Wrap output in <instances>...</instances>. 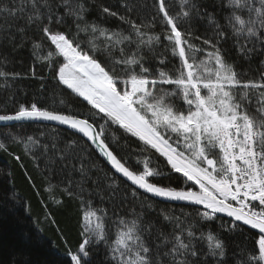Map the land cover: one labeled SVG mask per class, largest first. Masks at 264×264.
I'll list each match as a JSON object with an SVG mask.
<instances>
[{"label": "snow or ice", "instance_id": "obj_1", "mask_svg": "<svg viewBox=\"0 0 264 264\" xmlns=\"http://www.w3.org/2000/svg\"><path fill=\"white\" fill-rule=\"evenodd\" d=\"M122 7L128 13L134 8L128 0ZM152 7L155 15L151 20L137 22L130 15L101 6L105 20L111 17L120 21L121 26L110 29L87 20L85 0L0 2V16L24 21L16 29L21 42L14 47L22 48L26 30L34 27L55 52L49 50L47 56L39 57L37 50L43 48V42L33 41V55L47 61L55 69L53 78L58 84L78 98L76 107L60 101L67 111L36 102L20 104L14 114L0 115V122L49 121L67 126L79 135L65 146L61 160L75 150L78 140H83L114 173L135 186L131 192L134 198L137 190H143L167 201L202 205L204 211L197 215L203 220L218 218V213L231 218L226 228L230 233L243 226L257 230L252 249L242 247L245 258L237 264H264V72L256 79H241L231 50L225 47L231 42L238 58L264 56V0H226L224 7L230 12L224 23L199 0H179L175 15L166 0H153ZM69 19L75 24L74 34ZM194 20L206 21L203 35L195 34ZM122 25H127V30ZM81 32L86 41L79 36ZM161 47L170 55L158 57ZM97 52L106 54L107 63L98 60ZM56 56L63 62L55 61ZM157 59L163 67H152L151 62ZM6 61L7 56H3L0 65ZM260 64L264 67V60ZM20 75L0 68V78L16 79ZM253 101L255 110L250 111ZM116 133L126 138L125 144L136 138L140 151H154L166 161L164 167L170 172L150 167L147 159L142 171L132 170L114 150L120 139ZM11 139L25 142L16 135ZM26 142L38 143L32 136L26 137ZM0 150L7 151L4 143H0ZM79 171L83 177V165ZM172 173L178 174L182 186H163L150 180H170ZM115 186L114 178L109 188ZM72 187L69 180L63 191L79 198L85 207L83 240L76 252L68 253L70 264H86L89 245L100 243L107 247L109 264H229L227 245L219 235L201 232L197 236L194 224L185 227L179 217L163 213L173 230L167 234L158 230L154 243L147 239L154 225L143 222V213H136L130 222L120 218L115 239L109 242L105 210L94 209ZM46 191L51 192V188ZM98 212L103 215L98 216ZM221 227L225 228L223 222ZM202 242H206L207 251L198 246Z\"/></svg>", "mask_w": 264, "mask_h": 264}, {"label": "trees", "instance_id": "obj_2", "mask_svg": "<svg viewBox=\"0 0 264 264\" xmlns=\"http://www.w3.org/2000/svg\"><path fill=\"white\" fill-rule=\"evenodd\" d=\"M0 2L10 3V0H0ZM85 2L89 7L87 20L100 23L110 29L121 26L120 21L111 17L105 20L100 12L101 6H108L113 11H118L120 15H130L137 19V22L151 20L155 15L153 0H128L129 4L134 6L131 13L122 7L125 0H94V2L85 0ZM199 2L208 5V11L214 12L221 23L225 22L224 17L230 12V9L224 7L226 0H199ZM166 6L170 13L175 15L179 11V0H166ZM23 24L24 21L20 18L5 19L0 16V59L7 56V61L0 65V68L9 73L21 74L16 79L11 76L7 79L0 78V115L14 114L20 104L30 106L33 102L45 108L67 111L60 103L64 100L67 104L76 107L75 101L78 98L53 78L55 69L50 68L47 61L33 55V41L43 42V48L37 50L39 57L47 56L49 50L55 52L54 46H51L49 41H42V34L37 33L34 27L26 30L24 46L14 47L21 42L20 33L16 29ZM68 24L74 34L75 24L71 19L68 20ZM122 27L127 30V25ZM205 29L206 21H193L196 35H203ZM160 30L158 20L156 31ZM79 36L87 40L85 33L81 32ZM10 39L12 43H9ZM82 47L88 50L86 43H83ZM225 47L231 50V59L236 61V70L241 74V79H256L261 72H264V67L260 64L264 56L254 55L250 60L238 58L231 42ZM157 54L158 57L170 55L165 53L163 47L158 49ZM95 55L98 60L107 63L106 54L97 52ZM54 60L63 62L58 56L54 57ZM151 64L153 68L157 67L158 59L153 60ZM56 66L58 67V64ZM168 67L171 68V65L169 64ZM33 69L35 76H32ZM77 110L82 111V109ZM249 110H255L254 101L249 106ZM13 135L25 138V142L13 141L11 139ZM109 135H112L111 130ZM116 135L120 136V133ZM28 136L34 137L38 143L28 144L26 142ZM76 137L59 128L44 125L17 124L0 127V143H4L7 148V151L0 150V264H70L68 253L76 252L83 240L81 225L85 205L79 198L69 197L63 191L68 186L69 180L72 181V191L77 196H82L85 202L90 201L94 209L105 210L106 215L103 219L109 242L115 239L120 218L130 222L136 213H143V222L145 224L151 222L154 225L151 236L147 237L149 243H154L158 230L162 229L166 234L173 230V224L164 219L163 213L170 217H179L184 221L185 227L194 224L193 230L197 236L201 232L205 235L209 232L219 235L227 245L226 259L229 264H237L238 260L245 258L241 255L242 247L252 249L254 240L258 236L244 228L230 233L226 231L227 226L230 225L226 220L221 218L203 220L197 215L201 212L199 210L160 203L139 192L134 198L131 195L133 189L117 178L83 140H78L75 150L61 160L60 156L64 153L65 146ZM125 139L120 136L119 146L114 150L118 158L126 160L127 166L132 170L142 171L143 162L147 159L150 167L170 172V169L164 167L166 162L163 158L154 151L141 152V145L136 138L129 139L127 144ZM82 165L85 168L83 177L79 171ZM177 176L178 174L172 173L170 180L168 178H150V180L163 186L169 184L182 186ZM114 178L116 186L110 189L109 185ZM81 187L83 191L80 190ZM48 188H51V192L46 191ZM113 191L115 195H111ZM145 197L148 199L145 200ZM149 204L151 207H148ZM97 215L103 214L98 212ZM222 222L225 228L221 227ZM198 246L203 251H207L206 242ZM107 256L108 250L104 243L89 245L86 264H109ZM206 259L213 260L212 257Z\"/></svg>", "mask_w": 264, "mask_h": 264}, {"label": "water", "instance_id": "obj_3", "mask_svg": "<svg viewBox=\"0 0 264 264\" xmlns=\"http://www.w3.org/2000/svg\"><path fill=\"white\" fill-rule=\"evenodd\" d=\"M17 124H29V125H44V126H51V127H56V128H59L61 130H64L66 132H69V133H72L76 136H78L79 134H76L74 132V130H71V129H68L67 126H64V125H59L57 124L56 122H49V121H7V122H0V127H10V126H13V125H17ZM95 153L96 155L102 160V162L107 166V168L117 177L119 178L120 180H122L124 183H126L128 186H130L131 188H135V186L131 185L130 182H128L126 180V178L122 177L120 174L118 173H114V170L111 169V166L109 164H107V162L99 155L98 152H96L93 148H91ZM137 192L155 200V201H158L160 203H164V204H168V205H174V206H184V207H189V208H193V209H196V210H199L201 212L204 211L203 209V206L202 205H194V204H190L188 202H182V201H167V200H164L162 198H158V197H153L151 194H147V193H144L143 190H137ZM216 217L218 218H221L223 220H226L228 222H231V218L227 217L225 214H216ZM244 229L252 232L253 234L256 235L257 233V230H253L251 229L249 226H243ZM257 236V235H256Z\"/></svg>", "mask_w": 264, "mask_h": 264}, {"label": "bare ground", "instance_id": "obj_4", "mask_svg": "<svg viewBox=\"0 0 264 264\" xmlns=\"http://www.w3.org/2000/svg\"><path fill=\"white\" fill-rule=\"evenodd\" d=\"M130 187V186H129ZM131 188V187H130ZM133 189V188H132ZM149 198V197H148ZM69 257V256H68ZM70 258V257H69Z\"/></svg>", "mask_w": 264, "mask_h": 264}, {"label": "rangeland", "instance_id": "obj_5", "mask_svg": "<svg viewBox=\"0 0 264 264\" xmlns=\"http://www.w3.org/2000/svg\"><path fill=\"white\" fill-rule=\"evenodd\" d=\"M62 58V57H61ZM62 60H63V58H62ZM166 162V161H165Z\"/></svg>", "mask_w": 264, "mask_h": 264}]
</instances>
